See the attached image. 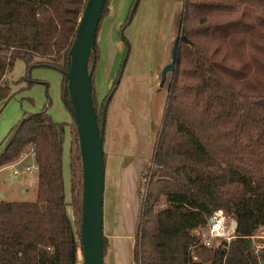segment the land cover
<instances>
[{
    "label": "trees",
    "instance_id": "obj_1",
    "mask_svg": "<svg viewBox=\"0 0 264 264\" xmlns=\"http://www.w3.org/2000/svg\"><path fill=\"white\" fill-rule=\"evenodd\" d=\"M87 1L0 0V101L11 99L6 76L21 59L26 73L18 81L37 66L63 73L70 109L65 72ZM180 29L187 42L179 43L163 119L142 172L134 264H264V250L249 247L264 227V0H183ZM98 59L93 51L89 69ZM124 66L101 105L94 69L100 126ZM67 125L70 201L63 173ZM3 142L0 169L34 148L38 185L35 201L0 200V264H76L83 178L74 117L70 124L56 121L48 107L24 113ZM217 210L235 221V237L208 247L203 232ZM103 242L105 257V235Z\"/></svg>",
    "mask_w": 264,
    "mask_h": 264
},
{
    "label": "rangeland",
    "instance_id": "obj_2",
    "mask_svg": "<svg viewBox=\"0 0 264 264\" xmlns=\"http://www.w3.org/2000/svg\"><path fill=\"white\" fill-rule=\"evenodd\" d=\"M136 0H110L96 38L99 59L95 69L98 103L101 105L116 82L121 65L125 66L110 100L105 118L104 235L109 240L105 264H134L133 249L140 209L139 188L142 172L153 153L155 134L161 124L171 72L163 71L172 63L181 31L183 0H140L130 24L124 28ZM126 37V40L124 39ZM26 64L18 59L7 74L13 94L0 101V149L9 130L24 113H48L59 122L72 123L73 113L62 94L63 73L53 67L33 68L29 79L18 81ZM32 81V83H30ZM70 125L63 132V173L67 201L71 200L69 151ZM30 162V161H27ZM0 169V200L35 201L37 171L22 168ZM67 211L72 217V207ZM225 236L213 245L229 243L235 237V221L227 216ZM205 230L204 235L207 234ZM252 248L264 250V228L251 239ZM76 264H84L80 255Z\"/></svg>",
    "mask_w": 264,
    "mask_h": 264
},
{
    "label": "water",
    "instance_id": "obj_3",
    "mask_svg": "<svg viewBox=\"0 0 264 264\" xmlns=\"http://www.w3.org/2000/svg\"><path fill=\"white\" fill-rule=\"evenodd\" d=\"M139 0H136V9ZM107 0H88L80 19L75 42L70 50L67 89L70 109L76 122L79 148L82 162V214L80 226V244L84 264H105L104 262V137L105 118L102 125L98 122L93 102V72L95 62L89 69L90 56L95 51L98 27ZM180 41L187 42L180 31L176 42L173 61L163 71L174 72ZM8 83V82H7ZM110 98V97H109ZM252 240H249V247Z\"/></svg>",
    "mask_w": 264,
    "mask_h": 264
},
{
    "label": "built area",
    "instance_id": "obj_4",
    "mask_svg": "<svg viewBox=\"0 0 264 264\" xmlns=\"http://www.w3.org/2000/svg\"><path fill=\"white\" fill-rule=\"evenodd\" d=\"M35 150L31 148L21 159L14 162L11 166L14 168V174H19L20 169L26 171H37L38 165L34 161ZM30 161V162H27ZM226 217L223 210H217L210 218L208 232L204 238V244L208 247L212 246L213 240L220 236H225ZM235 230V229H234Z\"/></svg>",
    "mask_w": 264,
    "mask_h": 264
},
{
    "label": "crops",
    "instance_id": "obj_5",
    "mask_svg": "<svg viewBox=\"0 0 264 264\" xmlns=\"http://www.w3.org/2000/svg\"><path fill=\"white\" fill-rule=\"evenodd\" d=\"M261 228H264V227H261Z\"/></svg>",
    "mask_w": 264,
    "mask_h": 264
}]
</instances>
